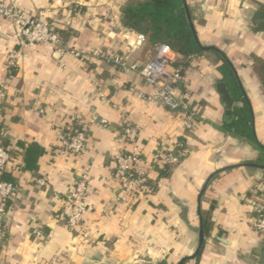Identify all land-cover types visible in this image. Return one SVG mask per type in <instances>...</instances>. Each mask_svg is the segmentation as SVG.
Listing matches in <instances>:
<instances>
[{
	"label": "crops",
	"instance_id": "1",
	"mask_svg": "<svg viewBox=\"0 0 264 264\" xmlns=\"http://www.w3.org/2000/svg\"><path fill=\"white\" fill-rule=\"evenodd\" d=\"M4 1L49 22L69 49L114 55L135 32L121 23L122 9L134 0ZM187 2L201 43L219 48L237 71L264 146V0ZM155 51L148 40L130 54L129 66L143 65ZM213 51L190 59L171 54L172 67L184 64L183 89L199 115L188 129L177 113L138 96L152 91L138 71L24 46L18 26L0 17V88L6 93L0 143L11 152L5 173L19 186L3 221L0 264H179L198 247L199 194L217 170L201 200L203 220L210 221L202 254L184 264H264V238L251 224L255 205L264 201V170L243 165L256 162L259 151L221 128L226 108L217 85L224 80ZM76 118L89 127L86 148L74 155L63 152L60 141L64 130L77 128ZM129 125L148 159L179 144L190 154L178 165L151 170L155 193L125 203L118 202L116 155L132 149L122 139ZM31 143L44 149L35 171L24 168ZM83 174V216L70 230L65 198ZM35 228L43 234L34 235Z\"/></svg>",
	"mask_w": 264,
	"mask_h": 264
},
{
	"label": "built area",
	"instance_id": "2",
	"mask_svg": "<svg viewBox=\"0 0 264 264\" xmlns=\"http://www.w3.org/2000/svg\"><path fill=\"white\" fill-rule=\"evenodd\" d=\"M0 17L12 21L18 26L24 46L44 45L61 55L70 53L80 59H101L118 65L123 70L130 68L138 71L146 84L152 88L150 93L140 92L138 94L140 98L160 103L166 109L177 113L188 129L198 119L199 115L192 107L191 95L189 91L183 89L184 64L172 67L171 54L173 52L167 44H157L154 56L143 65L133 63L129 66L130 54L148 41V36L145 33L135 31L132 36H127L123 50L111 55L98 49L91 51L69 49L62 36L49 22L27 16L19 4H8L4 0H0ZM10 58V68L15 67L17 54H11ZM5 99L6 93L2 87L0 88V100L4 101ZM40 112L43 113L44 110L40 109ZM75 121L77 128L71 127L62 132L60 146L63 152L77 155L87 146L89 121L80 118H76ZM135 133L136 129L130 125L123 128V144L132 146V149L123 148L116 155V175L121 185L118 202L129 203L134 198L153 195L156 188L150 178L151 170L157 169L158 165H178L190 154V150L184 144H179L175 150L157 153L152 159H148L142 156L134 145ZM10 159L11 152L0 143V173L7 170ZM87 180L88 175L83 174L76 187L65 198L67 224L70 230H76L82 220L84 209L81 201L88 191ZM39 182L45 183L43 179H39ZM18 191L19 186L16 181H0V237L4 233L3 221L7 215L9 203ZM251 224L255 231L264 238V201L255 205ZM33 234L41 236L43 233L39 228H35Z\"/></svg>",
	"mask_w": 264,
	"mask_h": 264
},
{
	"label": "trees",
	"instance_id": "3",
	"mask_svg": "<svg viewBox=\"0 0 264 264\" xmlns=\"http://www.w3.org/2000/svg\"><path fill=\"white\" fill-rule=\"evenodd\" d=\"M73 6L79 8L77 5ZM121 23L132 31L145 33L148 36V40L156 45L167 44L172 52L185 59L207 54L198 45L188 24L182 0H134L127 3L122 9ZM60 35L62 36V34ZM213 53L221 61L219 71L223 76V80L229 87L234 100L239 102L233 108L234 118L232 121L225 123L221 128L233 137L244 140L254 146L259 151V157L256 162L264 164V147L259 145L253 131L252 109L243 97L234 69L221 53L215 51ZM43 153L44 149L40 145L36 143L29 144L24 156V168L35 171ZM167 166L158 165L157 168L161 170L162 167L167 168ZM2 180L15 181L8 177L5 172L0 173V181ZM153 185L155 188L157 187L155 182H153ZM209 226V218L204 217L206 235L209 232ZM203 246L196 256L197 260L202 254ZM158 264H167V261L163 260Z\"/></svg>",
	"mask_w": 264,
	"mask_h": 264
},
{
	"label": "water",
	"instance_id": "4",
	"mask_svg": "<svg viewBox=\"0 0 264 264\" xmlns=\"http://www.w3.org/2000/svg\"><path fill=\"white\" fill-rule=\"evenodd\" d=\"M183 1V5H184V8H185V11H186V15H187V20H188V24L195 36V39L198 43V45L200 46V48L204 51H210V50H214V51H217L219 53H221L225 58L226 60L228 61V63L231 65V67L234 69V72H235V75H236V78L239 82V84L241 85V82H240V79H239V76L237 74V71L235 70L232 62L225 56V54L217 47L215 46H212V45H203L201 43V41L199 40V37L197 35V31H196V28H195V23H194V16L193 14L191 13V10L189 8V5H188V2L187 0H182ZM217 90L218 92L220 93L221 97H222V100H223V103L225 105V108H226V122L225 123H229L230 121H232V119L234 118V112H233V108H234V98H233V95L229 89V87L227 86L226 82L225 81H220L217 85ZM244 96L246 97L245 93L243 92ZM252 127H253V131L255 133V126H254V117H253V112H252ZM255 136L257 138V135L255 133ZM257 141L259 143V145L261 147H264L258 140L257 138ZM245 166H252V167H255L257 169H261V170H264V164H261V163H257V162H248V163H245L243 164ZM221 170H217L216 172L212 173L206 183L204 184V186L202 187L201 191H200V194H199V199H198V210H199V213H200V232H199V242H198V247L195 251V254L192 256V257H184L183 259H181V261L179 262V264H184L186 262V260H188L189 258H194L197 256V254L200 252L203 244H204V241H205V237H206V234H205V231H204V220H203V216H202V213H201V200H202V197L203 195L205 194L206 192V189L210 183V181L218 174L220 173Z\"/></svg>",
	"mask_w": 264,
	"mask_h": 264
}]
</instances>
